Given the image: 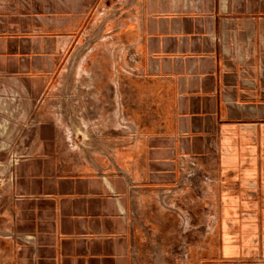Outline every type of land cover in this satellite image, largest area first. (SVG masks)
I'll use <instances>...</instances> for the list:
<instances>
[{
	"label": "crops",
	"instance_id": "0c3cea01",
	"mask_svg": "<svg viewBox=\"0 0 264 264\" xmlns=\"http://www.w3.org/2000/svg\"><path fill=\"white\" fill-rule=\"evenodd\" d=\"M221 1H142L141 62L166 111L121 175L73 161L55 113L87 0H0V264L150 262L156 193L177 216L159 264H264V0ZM17 139L26 156L7 168Z\"/></svg>",
	"mask_w": 264,
	"mask_h": 264
},
{
	"label": "rangeland",
	"instance_id": "374dc122",
	"mask_svg": "<svg viewBox=\"0 0 264 264\" xmlns=\"http://www.w3.org/2000/svg\"><path fill=\"white\" fill-rule=\"evenodd\" d=\"M142 1L87 0L90 11L85 23L54 67L55 113L64 132L63 149L71 152L73 161L79 164L121 175L125 170L119 154L135 146L146 132L155 131L166 111L164 93L158 91L159 81L144 70L141 62L138 38ZM183 1L187 6L193 3ZM228 1L234 5L242 3ZM203 2L194 1L199 8ZM23 145L19 139L12 142L4 161L7 168L26 156ZM156 197L160 207L151 203L145 210L151 219L146 249L150 262L145 264H159V258L174 241L173 223L177 216L170 213L166 195L156 193ZM193 197H198L194 189ZM187 224H180L183 233ZM202 224L193 217V243L198 245L203 237L194 234H201ZM181 237L184 239V235ZM178 243L184 246L185 241Z\"/></svg>",
	"mask_w": 264,
	"mask_h": 264
},
{
	"label": "built area",
	"instance_id": "2783aa9c",
	"mask_svg": "<svg viewBox=\"0 0 264 264\" xmlns=\"http://www.w3.org/2000/svg\"><path fill=\"white\" fill-rule=\"evenodd\" d=\"M194 1H195V0H193V3L191 2V4H189V6L192 7V8H193V5H196V6H197V3H194ZM196 6H195V8H194L195 10H197V9H196ZM30 240H31V238H23L22 241L28 243Z\"/></svg>",
	"mask_w": 264,
	"mask_h": 264
}]
</instances>
